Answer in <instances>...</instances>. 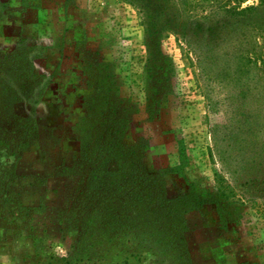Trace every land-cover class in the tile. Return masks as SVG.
I'll return each instance as SVG.
<instances>
[{
  "label": "rangeland",
  "instance_id": "374dc122",
  "mask_svg": "<svg viewBox=\"0 0 264 264\" xmlns=\"http://www.w3.org/2000/svg\"><path fill=\"white\" fill-rule=\"evenodd\" d=\"M0 2V264H264V0Z\"/></svg>",
  "mask_w": 264,
  "mask_h": 264
},
{
  "label": "trees",
  "instance_id": "16d2710c",
  "mask_svg": "<svg viewBox=\"0 0 264 264\" xmlns=\"http://www.w3.org/2000/svg\"><path fill=\"white\" fill-rule=\"evenodd\" d=\"M24 1V0H22ZM133 5L141 14L142 23L145 29V34L149 40L154 42L156 47L160 39L165 37L172 29L171 0H123ZM242 2L243 0H237ZM0 6L4 4L0 2ZM158 48V47H157ZM158 54L160 50L158 49ZM161 68V67H160ZM152 76V75H151ZM60 264H75L68 260L62 261Z\"/></svg>",
  "mask_w": 264,
  "mask_h": 264
}]
</instances>
